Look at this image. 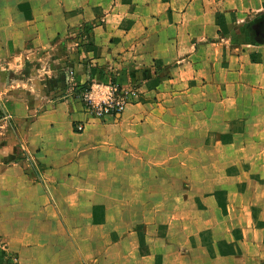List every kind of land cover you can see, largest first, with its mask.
<instances>
[{"label": "crops", "instance_id": "crops-1", "mask_svg": "<svg viewBox=\"0 0 264 264\" xmlns=\"http://www.w3.org/2000/svg\"><path fill=\"white\" fill-rule=\"evenodd\" d=\"M2 1L11 20L0 54L14 53V64L32 61L24 88L45 86L41 67L53 87L68 85L67 67L75 85L92 79L130 87L143 78L138 102L116 118L90 117L68 99L41 101L45 109L29 122L30 171L0 180V203L14 214L0 219V234L8 235L14 264H264V183L252 190L249 216L235 219L211 255L197 249L199 234L185 225L160 229L158 213L164 162L180 159L174 135L181 125L203 129L204 160H212V145H237L235 157L250 164L245 174L264 177V23L257 20L264 0ZM94 19L86 50L75 51L66 37ZM21 88L11 92L15 111H35ZM183 107L192 119L181 124L176 111ZM217 112L227 118L221 127L235 121V135L213 138ZM165 130L171 135L164 141ZM148 176L157 177L154 185Z\"/></svg>", "mask_w": 264, "mask_h": 264}, {"label": "rangeland", "instance_id": "rangeland-1", "mask_svg": "<svg viewBox=\"0 0 264 264\" xmlns=\"http://www.w3.org/2000/svg\"><path fill=\"white\" fill-rule=\"evenodd\" d=\"M21 3H23V5L28 4L26 0H23ZM3 11L4 2L0 0V41L2 40L1 34L4 33V26L8 25V22L11 20V15H3ZM20 18L21 25L25 26L28 24L27 16H21ZM35 18L37 17H31V19ZM257 20L264 23V16L258 17ZM97 22V19L82 21L74 28L75 30H73L72 34L66 37L72 42L75 51L83 52L86 50V46L90 43L89 30L92 25ZM260 27H262V25H260ZM260 34L262 35L264 33L260 32L259 35ZM12 43L14 42L11 39V46H13ZM12 56L15 55L10 52L0 54V180L2 177L1 175L7 174L8 176L14 175L17 177L22 172L27 174V169H29V164H27V162H29V160L27 161V158H29L27 145L30 142L28 134L29 122L34 115L45 109L41 101L45 103L46 99H50V101L68 99V101L73 103L76 102L78 105L82 106L81 108H83L85 112L83 105H81V100L76 98L74 93L75 90L71 87L73 82H66L68 84L66 85L60 80V82H57L58 84H54V87L52 85L48 86L46 80L48 75L44 67H41L42 73L37 74V77L45 86L36 91H34V89L28 90L29 88H24L27 87L26 81L28 75L26 74L31 70L32 65L30 64H32V61L26 57L22 61V64H19V62L14 64L17 58L16 56ZM141 75L142 74H140L139 78L136 77L135 83H133L136 95L132 97L129 103L138 102L143 93L142 89L139 88L143 80ZM21 87H23V89ZM19 88L22 89L21 93L23 97L29 100L30 104L34 102L37 103L35 106L37 109L35 111H15L16 107L11 97L15 94L11 92ZM201 89L202 88L198 86L195 88L196 92ZM212 89H214V87H212ZM27 92H30L31 95H27ZM197 102L198 101L195 103ZM215 109L217 110L216 107L214 111ZM195 115V122L198 123L203 121L202 114ZM214 115L215 118L213 116V119H215L214 122L217 123V125L215 128L213 127V138H219L221 136L228 138L235 135L232 133L235 127V121H231V123H233L232 128H223L221 125L226 123L225 119L227 118H221L219 112ZM229 115H231V112ZM176 116L181 124L187 119H192L187 118V109L184 107L183 109H177ZM235 116L236 115H231L229 117L234 118ZM153 125H155V123ZM202 130L203 129L199 127L189 129L184 124L180 126L178 132L174 135V137L178 136L180 140L177 145V147H179L180 159L166 160L164 162L165 175L162 177V183L165 207L163 209H158V213H160V210H163L165 218V221L159 225L160 229H165L166 231L171 224L176 226L185 225V229L188 231L198 232L199 238L197 241H194V245L196 244L195 246L197 249H200V251L205 250L206 254L211 255L215 248V241L220 240L225 231H230L231 227L235 225V219L249 216L248 204L250 201L257 199V196L252 194V190L257 187L258 184L264 183V177H256L255 179L252 175L245 174V172H248L250 164L247 163V161L243 162L235 157L237 154V150H235L237 145L228 144L222 145L221 147L219 145H212L210 150L213 157L212 160H204L202 153L205 145L199 138L203 135ZM148 131L151 132L153 129H149ZM170 135L171 133L165 130V135H163L164 141L166 140V136ZM177 147L175 149H177ZM206 148L208 147L206 146ZM227 148L233 153L228 159L219 160L215 158L216 154L220 153V150L226 151ZM165 151H167L166 146ZM20 159H25L26 164L24 165V162H21ZM18 160L20 163H18ZM206 161L211 162V164L209 163L210 168L203 167ZM207 162L206 165H208ZM152 168H154V166ZM34 178L33 175L23 181L28 185L31 184ZM156 178L155 176H148L147 182L154 185ZM155 198L156 197H153V199ZM240 201H242V203L237 205ZM175 203H178L179 207H167V205H173ZM236 206H240V208L237 209ZM238 210L240 214L237 213ZM251 210H255L254 206ZM11 213V208L0 203V219H2V217H7L9 220V217H14V214ZM151 216L154 217L152 213L149 212V217ZM136 229L139 230V227ZM16 257L17 256H15L13 251L9 248L8 235L1 232L0 264H14L16 262Z\"/></svg>", "mask_w": 264, "mask_h": 264}, {"label": "built area", "instance_id": "built-area-1", "mask_svg": "<svg viewBox=\"0 0 264 264\" xmlns=\"http://www.w3.org/2000/svg\"><path fill=\"white\" fill-rule=\"evenodd\" d=\"M73 69L66 68V81L72 82ZM84 87L71 84L76 98L80 99L85 112L90 117L105 118L119 117L127 104L135 97L136 91L133 86L126 87L118 82L100 81L89 79ZM78 88V89H77ZM83 124L78 123L77 129H82Z\"/></svg>", "mask_w": 264, "mask_h": 264}, {"label": "trees", "instance_id": "trees-1", "mask_svg": "<svg viewBox=\"0 0 264 264\" xmlns=\"http://www.w3.org/2000/svg\"><path fill=\"white\" fill-rule=\"evenodd\" d=\"M113 81H115V80H113ZM87 85V82L85 81V82H83L82 84H80L79 86L80 87H84V86H86Z\"/></svg>", "mask_w": 264, "mask_h": 264}]
</instances>
